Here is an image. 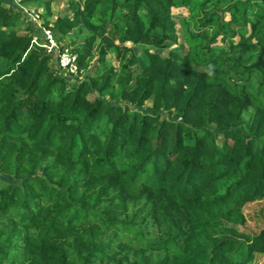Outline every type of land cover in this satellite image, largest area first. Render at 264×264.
Wrapping results in <instances>:
<instances>
[{
	"label": "trees",
	"instance_id": "trees-1",
	"mask_svg": "<svg viewBox=\"0 0 264 264\" xmlns=\"http://www.w3.org/2000/svg\"><path fill=\"white\" fill-rule=\"evenodd\" d=\"M52 1L0 0V264H253L264 0Z\"/></svg>",
	"mask_w": 264,
	"mask_h": 264
},
{
	"label": "rangeland",
	"instance_id": "rangeland-1",
	"mask_svg": "<svg viewBox=\"0 0 264 264\" xmlns=\"http://www.w3.org/2000/svg\"><path fill=\"white\" fill-rule=\"evenodd\" d=\"M5 1V3L7 4V6H11V2L7 1V0H3ZM27 8L28 10H34L35 12L38 13L39 17H37L38 19V23L34 20H32L31 18H29L28 16H25V14L21 12L22 14V17L23 19H25L26 21H28L30 23V25L32 24L33 27H38V28H41L42 29V23H43V19L41 17V14L44 12L43 11V6L42 5H39L38 7L35 6L34 2H29L28 4H25L23 3ZM181 11V12H180ZM180 11H176L174 10L173 13L177 14V13H185V10H180ZM49 21H54L55 17L59 16V15H66V14H69L70 11L68 10V7H67V1L66 0H54L50 3V6H49ZM30 19H28V18ZM33 22H32V21ZM45 30H47L45 27H44ZM180 32V31H179ZM36 36L39 38V36L41 35V33H35ZM44 35V33H43ZM42 35V37H43ZM42 39V38H41ZM179 41H182V37H181V34L179 33ZM129 45V44H127ZM175 44H172L171 47H174ZM165 52L164 54L166 53V51L169 49L168 47H165ZM107 58L110 60V62H112L114 65H117V58L114 54L113 51H109L108 54H107ZM96 63V57L91 61V65L95 64ZM78 76H75L77 79L81 78L83 73H79L77 74ZM76 80V79H75ZM130 107H132V105L130 104L129 105ZM151 106V101L150 100H147L145 101L144 103V107H150ZM133 109V107H132ZM245 118H248V113L246 112L244 114ZM254 209L255 211H258L259 212V215L260 217L264 220V199L261 200L260 202H257V203H252L250 204L249 206L246 207V210L245 211H249V210H252ZM253 264H264V255L262 254H259V253H256L255 256H254V260H253Z\"/></svg>",
	"mask_w": 264,
	"mask_h": 264
},
{
	"label": "built area",
	"instance_id": "built-area-1",
	"mask_svg": "<svg viewBox=\"0 0 264 264\" xmlns=\"http://www.w3.org/2000/svg\"><path fill=\"white\" fill-rule=\"evenodd\" d=\"M8 1L11 2V4L15 8L21 10L25 14V16H28L29 18H31L32 20L38 23V19H37V17H39L38 13L35 12L34 10H28V8L22 3V0H8ZM33 41H35V39H33ZM42 42H43L42 45L46 48L47 52L53 53L55 55L58 66L62 71L65 70L68 73L77 74L78 72L77 55L75 53L70 52L66 49L60 50L55 42V39L52 36V33L49 30L44 29V37Z\"/></svg>",
	"mask_w": 264,
	"mask_h": 264
}]
</instances>
